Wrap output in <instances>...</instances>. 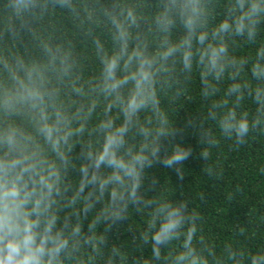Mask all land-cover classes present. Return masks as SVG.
<instances>
[{
    "label": "clouds",
    "instance_id": "9594fccd",
    "mask_svg": "<svg viewBox=\"0 0 264 264\" xmlns=\"http://www.w3.org/2000/svg\"><path fill=\"white\" fill-rule=\"evenodd\" d=\"M186 129L208 178L264 151V0H0V264H264V218L221 241L149 175Z\"/></svg>",
    "mask_w": 264,
    "mask_h": 264
},
{
    "label": "trees",
    "instance_id": "16d2710c",
    "mask_svg": "<svg viewBox=\"0 0 264 264\" xmlns=\"http://www.w3.org/2000/svg\"><path fill=\"white\" fill-rule=\"evenodd\" d=\"M195 108L196 102L192 101L187 103L184 109H178L176 126L182 127L188 113L194 112ZM174 142L192 148V156L184 162V179L178 181L173 170L164 169L159 165L149 170V175L160 183H163L165 178L170 180L177 187L173 199L180 198L181 191L186 196L192 195L193 199L201 192L203 203L208 204L204 210L208 233L221 241L228 240L232 238L234 222L251 228L255 226V220L264 218V177H259L256 171L257 165L264 162V151H261L259 145H250L238 152L223 148L217 157L222 177L216 180L208 178L201 171L204 161L199 156L197 134L191 129H186ZM237 186L241 192L236 194V198L226 201L225 195L234 192ZM250 209L255 211V216L249 215ZM250 242L253 245L264 243L255 233L252 234Z\"/></svg>",
    "mask_w": 264,
    "mask_h": 264
}]
</instances>
